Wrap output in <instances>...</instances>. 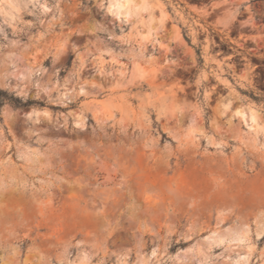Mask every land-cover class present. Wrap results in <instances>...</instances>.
Here are the masks:
<instances>
[{"label":"rangeland","instance_id":"rangeland-1","mask_svg":"<svg viewBox=\"0 0 264 264\" xmlns=\"http://www.w3.org/2000/svg\"><path fill=\"white\" fill-rule=\"evenodd\" d=\"M110 1L0 0V264H264V0Z\"/></svg>","mask_w":264,"mask_h":264},{"label":"bare ground","instance_id":"bare-ground-1","mask_svg":"<svg viewBox=\"0 0 264 264\" xmlns=\"http://www.w3.org/2000/svg\"><path fill=\"white\" fill-rule=\"evenodd\" d=\"M2 1V0H1ZM7 2H9L10 4L13 3V0H6ZM142 3L140 0H111L110 1V7L109 8H112L114 9L117 14H121V13H125V14H129L131 11L133 12L134 10L137 9V7H135V5H138ZM144 4V3H142ZM10 6V5H9ZM131 12V13H132ZM150 17V16H149ZM152 17V16H151ZM150 23V22H149ZM154 24V23H153ZM143 32V31H142ZM150 32V31H149ZM148 34V33H147ZM146 36V35H145ZM179 102V99L178 98H175V97H170L168 98V106L172 107L173 105L177 104ZM161 104V103H160ZM163 106V105H162ZM242 106V105H241ZM240 106V107H241ZM165 107V106H164ZM237 107V106H236ZM239 106L236 108H234L235 111H237L238 113L241 112L242 108H240ZM166 108V107H165ZM243 115H245L244 113H242ZM249 116H250V121L252 124L251 126L252 127H261L262 126V122H261V119H260V116L258 114V112L254 109H251L249 110ZM194 123H192V127H193ZM196 128V124L194 126ZM193 129V128H192ZM191 129V130H192ZM252 129V128H251ZM122 158H123V155H122ZM118 159V158H117ZM117 161V160H116ZM115 162V161H114ZM123 164H125V162H123ZM124 166V165H123ZM125 169H129V166L128 165H125L124 166ZM76 174H79L80 173V169L76 167V169L73 170ZM84 174V173H83ZM129 174V173H128ZM131 174L134 175V178L137 179L138 177V170L137 169H132L131 170ZM85 175V174H84ZM152 190V186L151 185H148L146 184L145 186L143 185V191L144 192H147L149 193L150 191ZM155 194V193H154ZM151 195V194H150ZM146 210L144 209L143 212H142V216L143 217H146ZM149 220V218H148ZM149 223L152 224V222L149 220Z\"/></svg>","mask_w":264,"mask_h":264},{"label":"flooded vegetation","instance_id":"flooded-vegetation-1","mask_svg":"<svg viewBox=\"0 0 264 264\" xmlns=\"http://www.w3.org/2000/svg\"><path fill=\"white\" fill-rule=\"evenodd\" d=\"M223 249V245L219 244V245H213L211 247H207L206 250L209 252V253H216V252H219L220 250Z\"/></svg>","mask_w":264,"mask_h":264}]
</instances>
